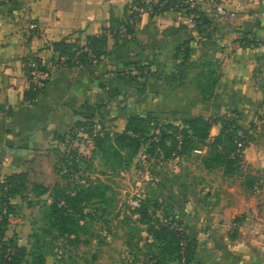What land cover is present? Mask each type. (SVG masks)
<instances>
[{"label":"crops","instance_id":"1","mask_svg":"<svg viewBox=\"0 0 264 264\" xmlns=\"http://www.w3.org/2000/svg\"><path fill=\"white\" fill-rule=\"evenodd\" d=\"M135 1L161 0H0V181L13 174L27 176L33 169L44 175L41 165L63 145L59 137L84 120L80 112L87 103L102 106L96 117L113 134L124 132L133 117L151 115L181 126L185 120L234 113L247 133L244 163L255 169L260 183L250 190L226 186L222 180L229 175L206 170L204 185L176 188L171 203L195 241L197 264H264V0H198L200 12L210 20L201 30L191 26L184 12L171 9L145 13L130 33H122L127 8ZM220 8L226 16L219 15ZM103 34L108 40L98 62H60L51 69L45 89L31 100L25 58L57 60L54 44L83 47ZM245 34L257 44L242 46ZM203 62L220 64L221 77L208 101L199 90ZM135 65L146 66L148 78L123 77ZM220 131V125L213 126L211 138ZM207 151L197 152L202 159ZM179 163L171 162L175 172ZM116 209L123 211V204ZM124 224L121 215L113 227L118 234L88 235L83 251L66 244L48 255L46 264H117L105 250L116 241L129 249L126 256L119 252L120 263L133 264L140 256L134 248L138 240L121 232ZM31 234L27 220L18 223L10 217L8 238L29 247Z\"/></svg>","mask_w":264,"mask_h":264},{"label":"trees","instance_id":"2","mask_svg":"<svg viewBox=\"0 0 264 264\" xmlns=\"http://www.w3.org/2000/svg\"><path fill=\"white\" fill-rule=\"evenodd\" d=\"M187 2L188 0H161L149 4L152 5L154 14L171 9L184 12L187 17L195 13L197 16L196 29L201 30L203 26L210 25V20L200 12L199 7L190 10ZM132 5L145 7L147 3L135 1ZM132 5L127 8L128 13ZM132 29L129 27L127 33H130ZM107 40L108 36L103 34L100 37L91 38L89 43L83 47L69 46L65 43L54 44L53 47L59 52V58H66L65 64H91L101 59L102 49ZM256 44L257 42L251 34H245V38L241 41L242 46ZM85 47L88 48V52H83ZM133 71L136 72V75L132 74ZM148 76L147 67L141 65H135V70L123 75V77L132 80L148 78ZM220 77L219 62H203L201 64L199 90L205 100L213 99ZM28 94L31 100H35L40 93L28 91ZM101 108V105L85 104L80 112L84 120L76 123L71 130L70 139H77L78 131L82 128L92 135L94 126L99 124L101 130L94 137L95 154L106 163L110 160H119L122 163L121 166H127L139 154L145 156L144 162H151L153 159L171 162L177 159L181 160L187 153L191 151L195 153L204 147H207L208 151L201 161L209 170L223 166L225 174L232 175L244 163L242 152L248 144L247 133L238 125L237 119H230L227 115L217 118L198 117L185 120L181 126L162 122L151 115L133 117L128 120L124 132L113 134L107 131L96 117L95 112ZM215 125H220L221 131L217 137L211 138V129ZM238 131L244 132V138L238 136ZM65 136L67 138L68 135ZM59 138L63 142L65 141L64 137L60 136ZM194 141H197L200 147H192L190 151V146ZM237 142L243 143L242 149L238 148ZM63 159L67 170H72L77 161H85L75 149L65 153ZM26 178V174L19 173L7 176L0 181V217L2 218L0 221V264H46L47 256L60 248L59 243L79 245L83 241L80 232L87 230L86 227L89 223L96 220L97 213L98 219L102 218L113 200L107 196L104 184L102 185L104 190L101 192H97L101 188L92 186L87 188L82 186L75 191L73 189V193L69 190H58V187L54 191L53 203L50 206H45V210H47L46 226L31 235L30 248L20 246L17 238H8L6 232L10 225V217L15 214L16 210V206L12 204L11 200L18 195L20 190H25ZM48 192L49 190L43 185L34 187L37 197ZM95 197L100 199L95 202V206L98 208H91L92 200ZM101 204L108 208H99ZM171 204L159 203L158 199L144 196L140 200L139 207H129L130 218L137 216L133 225L130 224V229L134 230L132 227L137 228L138 225H141L146 228L148 236L152 239V241H149V238L145 240L141 236L136 247L138 249L141 240L146 241L147 259L151 260V264H197L195 242L190 239L188 234H182L172 228L174 224L182 225L184 223L177 218L174 206ZM158 210L163 211L160 220L156 218ZM142 231V229L137 230L139 234ZM133 264H140L139 260L135 259Z\"/></svg>","mask_w":264,"mask_h":264},{"label":"rangeland","instance_id":"3","mask_svg":"<svg viewBox=\"0 0 264 264\" xmlns=\"http://www.w3.org/2000/svg\"><path fill=\"white\" fill-rule=\"evenodd\" d=\"M85 132L88 134V137L79 136L77 134V139L72 140L70 139L71 130H69L66 134L68 135V139L64 136L65 141L63 142V145L53 150L54 156L52 161H44V164L41 165L40 170L44 172V175L41 176L43 173L39 174L35 169H33L32 172H29L24 186L25 190H20L18 195L11 200L12 204L16 206L15 214L12 215L14 220L16 222L18 221V223L27 220L28 224L32 227V234H34L36 230H41L46 226L47 210H45V206H50L53 203L54 191L58 187V190H69L73 193V189L75 191L82 186L86 188L92 186L93 188H101L100 191H97L101 192L104 190L102 187L104 184L107 189V196L113 198L111 205L109 208L107 207L108 210L104 213V216L98 219L99 216L97 213L96 220L91 224L89 223L86 227L87 230L80 232L81 240L88 235L96 237L103 231L118 234V229L113 230V227L115 228V221L121 215L123 224L125 223L121 232L123 233V230L128 231L130 235L138 240L144 233L148 235V232L146 231V228L141 225H138L137 228L132 227L136 232L130 229L135 218H137V216H132L130 218L131 214L129 207H131V200L140 203V200L143 199L144 196H149L152 199H158L159 203L163 202L165 204H171V202L174 201L171 194L174 193L176 188H188L194 187V185L199 186L205 184V179L201 174L209 169L205 168L202 163L201 153H194L191 151L192 147H200L197 141H194L190 146L191 152L187 153L180 160L181 163L178 165V172H175L171 165V162L173 164V161L162 162L160 159H153L151 162H144L140 154L137 155L127 166H121L122 163H120L119 160H110L106 163V161H102L95 154L94 136L90 135L87 131ZM72 149H75L85 161L79 160L72 170H67L63 158L65 153ZM50 169H52L53 173H47ZM214 169L216 171L214 174L216 175L218 172H225L223 166H217ZM214 169L209 171H213ZM254 175L255 169L242 163L236 172L234 171L233 174L229 176L226 175L228 176V179L222 180V183L226 186H243L250 190L254 189V187L260 183L259 180H256ZM36 185H43L49 190V192L43 196L37 197L34 193V187ZM137 190L143 191L141 195L142 197H140L141 199L135 194ZM98 197H95L92 200L91 208H97L95 202L100 200ZM120 204H123L124 210L119 213L116 208H118ZM171 205L175 208V205ZM162 216L163 211L158 210L156 218H159L160 220ZM186 228L190 237L189 227L186 226ZM141 229L143 231L139 234L137 230ZM190 239L195 242L191 237ZM142 242L143 245L138 247V249L134 246L137 253L140 254L139 257L135 256V259H138L140 264H151V260L147 259L148 249L145 247L146 241ZM31 243L32 240L30 241L28 248L31 247ZM191 245H193V243H191ZM65 246L66 244L64 242L59 243V249L61 251L66 249ZM71 246L73 245H70L69 247ZM79 246L81 247L80 251L87 249L83 241L74 247ZM124 247L125 246H123L121 242L119 243L116 241L111 246L104 248L107 253L109 252L116 256L115 260H117V264H121L120 261L122 258L119 256V252L123 251V254L126 252L129 253V249ZM133 250L134 249H132V251ZM127 259L129 261L130 257ZM109 263L114 264L110 260Z\"/></svg>","mask_w":264,"mask_h":264},{"label":"built area","instance_id":"4","mask_svg":"<svg viewBox=\"0 0 264 264\" xmlns=\"http://www.w3.org/2000/svg\"><path fill=\"white\" fill-rule=\"evenodd\" d=\"M187 3L189 5L190 10H195L197 9V7H199L198 0H188ZM145 13H153L152 5H150L149 3H147L145 7H141L138 5H132L128 13L129 17L127 18L125 23L120 26L119 31L122 33H127L128 28L129 27L133 28L137 24L139 18ZM218 13L221 16L227 15L225 10L222 8L218 10ZM196 18L197 16L195 15V13H192L188 17L190 24L193 28H195L197 25ZM35 29H36L35 25L30 26V30L34 31ZM88 51L89 50L87 47H85L83 50V52H88ZM65 60H66L65 57L59 58L57 60H47L38 55H30L27 58H25L23 60V69L26 74L27 82H28L27 91H32L34 93H41L45 89L47 82L49 81L51 69L58 66L60 62H64ZM76 63L78 64L79 62L77 61ZM32 101L34 102L35 100H32ZM227 117L230 119H237V116L234 113L228 114ZM100 130H101V126L99 124H96L94 126L92 136L95 137L96 135H98ZM78 135L88 137V134L85 132V129L83 128L78 131ZM238 136L240 138H244V132L238 131ZM237 145L239 149L243 148L242 142H237ZM244 151L242 152L243 154H244ZM141 157L143 159L145 158L143 154H141ZM142 192H143L142 190H139V191L137 190L135 193L139 199H141L140 197H142L141 196ZM130 206L134 208L139 207V202L131 200ZM1 219L2 218L0 217V221ZM172 228H174L175 230H177L178 232L182 234H188L187 228L184 224L182 225L174 224Z\"/></svg>","mask_w":264,"mask_h":264}]
</instances>
